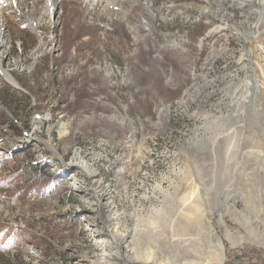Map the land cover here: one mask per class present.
<instances>
[{"label": "rangeland", "instance_id": "1", "mask_svg": "<svg viewBox=\"0 0 264 264\" xmlns=\"http://www.w3.org/2000/svg\"><path fill=\"white\" fill-rule=\"evenodd\" d=\"M53 4L0 0V264H264V0Z\"/></svg>", "mask_w": 264, "mask_h": 264}, {"label": "bare ground", "instance_id": "2", "mask_svg": "<svg viewBox=\"0 0 264 264\" xmlns=\"http://www.w3.org/2000/svg\"><path fill=\"white\" fill-rule=\"evenodd\" d=\"M49 1L52 4L54 3L53 4L54 7L53 6L49 7L51 8V13H52L53 9L55 8L56 4H58L59 0H49ZM6 39H7L6 35L5 38L2 37L0 39V45H4L7 42ZM0 72L3 73L6 80L18 85L14 75L6 69L5 65H3L1 60H0ZM62 130L63 133L67 130V126L65 124H62ZM72 162L76 164V166L80 170L88 171V172L90 171L87 161L81 158L79 151L74 152ZM200 198H201V193L197 185H193L191 190L188 192V194L184 196L183 205L181 206V211H183L185 214L188 215L189 220L194 217L193 221H196L197 215L201 213L200 206L202 205H200L201 204ZM207 222L210 224L209 226H211L212 229L215 230V228L213 227V223L211 222L210 216L207 218ZM233 245L236 244L233 243ZM215 250H217V253L215 255L214 254L211 255V253H208L206 251L208 255H206L204 259H201L200 257L197 258L192 257L187 259L183 264H222L224 260V245L221 239L217 242V247H215Z\"/></svg>", "mask_w": 264, "mask_h": 264}]
</instances>
